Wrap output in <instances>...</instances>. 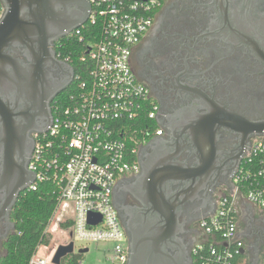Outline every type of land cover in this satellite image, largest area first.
<instances>
[{"label":"flooded vegetation","instance_id":"1","mask_svg":"<svg viewBox=\"0 0 264 264\" xmlns=\"http://www.w3.org/2000/svg\"><path fill=\"white\" fill-rule=\"evenodd\" d=\"M61 39L52 43L56 61L48 68L65 85L57 95L70 87L75 75L57 52ZM21 50L11 46L7 52L25 62ZM130 64L157 108L155 124L163 132L138 150L139 171L116 181L112 203L128 247L130 240H140L145 256L156 251L162 258L167 250L169 264H192L191 250L204 239L199 221L213 211L215 195L232 188L253 140L264 142V0H164L151 28L133 48ZM57 95L49 103L51 118ZM158 153L173 165L194 168L206 155L213 167L198 194L181 206L173 233L160 241V250L152 243L159 237L161 218L141 201L146 191L153 192L143 178ZM181 186L176 183L172 190ZM16 200L0 188V263L15 231ZM236 237L242 241L245 264H264V208L237 200Z\"/></svg>","mask_w":264,"mask_h":264},{"label":"built area","instance_id":"2","mask_svg":"<svg viewBox=\"0 0 264 264\" xmlns=\"http://www.w3.org/2000/svg\"><path fill=\"white\" fill-rule=\"evenodd\" d=\"M87 2L86 22L65 36L83 43L78 59L86 65L87 76L74 75L67 105L54 109L52 130L35 135L33 160L27 165L35 170V181L23 192L41 185L55 188V207L44 232L51 241L39 244L28 264H56L58 247L71 242L73 252L58 264H83L78 251L87 247L76 252L75 240L111 244L110 264H128L113 188L118 179L138 173V150L163 132L148 127L155 123L157 108L133 74L130 59L164 0ZM3 15L0 4V20ZM90 27L96 37L86 43L82 31ZM241 190L243 199L264 208V142L259 138L253 140L232 188L217 193L216 210L199 221L204 239L193 247L192 264H240L243 244L236 240V202ZM90 216L99 221L89 223Z\"/></svg>","mask_w":264,"mask_h":264},{"label":"water","instance_id":"3","mask_svg":"<svg viewBox=\"0 0 264 264\" xmlns=\"http://www.w3.org/2000/svg\"><path fill=\"white\" fill-rule=\"evenodd\" d=\"M1 1L6 11L0 20V188L14 203L16 197L35 181V170L27 169L33 160L35 144L31 134L52 130L49 103L65 86L48 71L56 61L52 43L83 25L90 6L87 0ZM80 6L83 11L78 9ZM11 46L22 49L25 62L7 52ZM162 156V153L155 154L146 167L143 181L148 186L151 184L153 192L147 194L146 191L141 199L161 218L159 237L152 243L156 250H160L159 243L169 237V232L172 235L181 206L198 194L213 171V167L207 164L206 155V161L196 168L184 163L174 166ZM179 182L182 186L173 191L172 185ZM241 199L245 200L243 190ZM88 220L96 224L99 218L90 216ZM236 240L240 239L236 237ZM142 245L140 240L129 241L128 264H169L167 250L163 251L162 258L155 256L156 251H153L155 255L145 256L141 252ZM72 252V242L59 246L53 262L58 264L61 258ZM86 252L87 248L79 250L78 254ZM241 255L244 256L242 252Z\"/></svg>","mask_w":264,"mask_h":264},{"label":"trees","instance_id":"4","mask_svg":"<svg viewBox=\"0 0 264 264\" xmlns=\"http://www.w3.org/2000/svg\"><path fill=\"white\" fill-rule=\"evenodd\" d=\"M95 29L93 27L83 30L85 42L95 40ZM57 52L61 58H68V62L74 69V73H80L83 77L87 76L85 64H80L79 55L83 52V43L78 38L70 35L58 42ZM71 87L61 92L52 103V114L57 107L67 105L68 95ZM147 123V122H146ZM152 131L157 129L155 123H147ZM55 188L51 185H41L34 192H22L13 209V220L15 231L5 245L6 255L0 264H28V261L39 244L48 245L51 236L45 234L48 221L55 207Z\"/></svg>","mask_w":264,"mask_h":264},{"label":"rangeland","instance_id":"5","mask_svg":"<svg viewBox=\"0 0 264 264\" xmlns=\"http://www.w3.org/2000/svg\"><path fill=\"white\" fill-rule=\"evenodd\" d=\"M57 237L58 234H55ZM52 243V242H51ZM75 251L77 252L81 246L88 248V252L82 255L83 264H110V251L111 244L107 243H82L75 240Z\"/></svg>","mask_w":264,"mask_h":264},{"label":"crops","instance_id":"6","mask_svg":"<svg viewBox=\"0 0 264 264\" xmlns=\"http://www.w3.org/2000/svg\"><path fill=\"white\" fill-rule=\"evenodd\" d=\"M240 264H245V259L243 256L240 258Z\"/></svg>","mask_w":264,"mask_h":264}]
</instances>
